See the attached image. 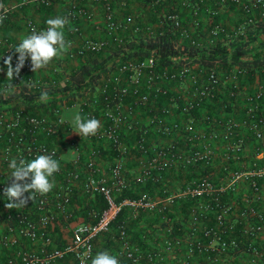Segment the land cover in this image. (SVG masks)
Returning a JSON list of instances; mask_svg holds the SVG:
<instances>
[{
    "label": "built area",
    "instance_id": "obj_1",
    "mask_svg": "<svg viewBox=\"0 0 264 264\" xmlns=\"http://www.w3.org/2000/svg\"><path fill=\"white\" fill-rule=\"evenodd\" d=\"M25 1L47 6L52 3V0H22V3ZM67 1L69 6L64 14L49 18L67 17L71 31L80 34L76 18L84 10L79 7V0ZM99 1L105 9L103 36L86 39L76 49L71 46L68 56H73L74 51L99 50L111 43L123 49L125 41L118 33L123 25L112 15V0ZM201 1L204 0H182L177 9L163 13L174 26L181 27L180 36L197 47L213 43L220 31L229 34L226 26L218 22L205 33L192 31L196 34L190 35L185 30L182 7H190L195 16ZM207 1L219 5L230 1L240 7L245 17L236 27L232 26L234 34L244 33L247 24L253 26L264 20V0ZM0 6V14L7 17L10 5L0 0ZM84 12L87 16L93 15L91 10ZM46 21L37 26L27 19L28 25L38 31L47 28ZM1 45L0 65L12 55L15 67L18 55L12 49L14 43L4 37ZM157 65L153 54L124 57L97 81L100 96H91L90 90H84L36 112L24 106L0 109V222L5 224L0 233V248L6 250L2 264H51L66 258L69 264H91L96 238L111 233L112 229L117 242L113 254L120 264H192L198 255L205 257L199 264H264V205L259 204L264 196V82L256 79L254 87L248 90L239 83L240 75L247 70L234 66L225 78L231 82L229 110L209 113L201 108L213 102L218 86L224 81L215 68L190 62ZM60 79L33 72L29 57L12 81L0 74V91L19 90L24 86L29 93H36ZM171 81L176 84L170 85ZM160 97L165 102L157 103ZM67 109H75L85 119L94 117L101 121L99 133L86 140L108 141L119 148L123 147V138L131 135L133 148L139 153L137 180L159 185L166 193L157 198L144 191L117 200L113 187L125 185L122 163L117 161L108 174L103 172L97 163L98 145L81 161L79 152L75 157H63L55 137L61 130L65 134L74 133L71 120L63 116ZM138 109L141 115L137 114ZM175 112L183 118L173 117ZM61 120L65 123L61 124ZM204 120L205 126L201 124ZM178 138L183 139L184 146ZM248 142L251 148H247ZM40 154H53L60 161V170L54 175L56 187L44 196L37 195L24 208L8 209L5 205L11 201L6 199L3 190L11 183V159L23 158L30 162ZM180 166L194 168L179 190L191 202L188 215L180 219L181 228L169 223L160 243L152 248L134 243L126 222L120 221L113 228L112 222L126 205L166 213L177 196L164 186L166 173ZM242 179L247 188L239 197L234 196L232 193ZM78 180L84 193L101 195L105 205L98 210L90 209L87 220L73 223L69 237L59 240L50 224L58 223L61 218L74 219L71 202ZM210 215L213 222L204 223ZM162 217L170 219L167 214Z\"/></svg>",
    "mask_w": 264,
    "mask_h": 264
},
{
    "label": "crops",
    "instance_id": "obj_2",
    "mask_svg": "<svg viewBox=\"0 0 264 264\" xmlns=\"http://www.w3.org/2000/svg\"><path fill=\"white\" fill-rule=\"evenodd\" d=\"M4 1L10 5L11 9L4 22L0 25V49L2 47L1 40L4 37L9 38L14 43L15 47L22 38L31 34V30L33 28L28 25L27 19H30L35 25L41 26L49 18V16L54 14H64L69 6V1L67 0H52L50 8H46L32 1H25L23 3L22 0ZM181 1L182 0H172V4L164 6V9H158L153 4L154 1L152 2V0H112L110 2L112 15L123 25L118 29L119 35L125 41L123 48H128V45L132 43L149 44L153 42L154 33L161 22V14L169 11L171 5L179 7V5L182 4ZM169 2H171V0L167 3ZM78 5L84 11L91 10L93 15L87 16L84 11L78 15L76 22L80 26V34L71 31L70 23L66 27V37L68 40H72V44L75 47L81 45L86 39L103 36V28L106 22L105 9L102 1L79 0ZM185 9V7H182V11H185ZM217 16H219V18H221V20L228 26H233V24L236 23L235 21L239 19L243 20L245 17L244 12L235 5L223 7L219 4L204 0L199 3L197 17L194 19L196 23L193 22V19L191 21L188 20V27L190 28V31L194 32L198 28L211 26L213 24V19L215 17L217 18ZM181 41L182 37L178 36L176 39V45L181 47ZM177 50L180 51V48ZM99 51L97 59L100 61L101 65L110 64L122 54V51L119 52L114 43H111L108 47L99 49ZM16 54L19 55L18 53ZM82 58L83 57L81 56L70 57L66 53L62 59H54L53 62L46 68L40 69L37 72L45 76H54L59 79H66L71 73L77 70ZM56 67L58 70H56ZM0 69H2L0 70L1 77L3 79L7 78V65H0ZM240 79L241 82L239 80V83L250 90L254 87L255 80L258 78L251 80L250 77L243 74ZM26 91L27 90L24 86L19 90L13 89L0 91V109L8 110L17 106H25V104H19L11 107L9 105L15 100L23 98V94L28 92ZM156 102L163 103L165 102V99L160 97ZM47 106V104L43 105L40 109H47ZM206 106L210 107L212 111H218L216 110L218 105L214 102L207 103L205 107L201 108V110H204ZM141 113V109H138L137 114L141 115ZM172 116L178 119L183 118V115L179 112L173 113ZM65 117L72 120L67 115ZM199 121H201V118L197 119V122ZM201 124L205 126L204 121L203 123L201 122ZM216 128H219V126L216 125ZM178 140L181 146L185 145L183 139L178 138ZM162 141H165V139H162ZM55 142L58 144L60 153L63 157H75L79 152L78 156L80 161L89 154L91 148L98 145L100 148V154L97 156V163L106 174H108L111 165L117 161L121 162L122 177L125 185L123 187L119 186V188H117V186L113 187L114 195L117 200H121L125 196H137L144 191L149 192L152 196L157 198L166 193L159 185H155L154 183L145 185L137 180V174L139 172V153L132 146L133 137L131 135L124 137L122 144L123 147L119 148L112 146L108 141L93 142L91 140H86L85 138L83 139L75 132L73 134H65L63 130L58 132L55 137ZM249 147L251 148L250 143L248 142L247 148ZM193 170L194 168L191 167L186 168L180 166L167 171V180L164 186L167 187L168 191L175 192L177 196L175 197L173 203L170 204L166 213L159 212L157 209L130 207L127 205L118 212L117 217L120 215L119 221L126 222L130 238L134 243H141L145 247L152 248L160 243L161 238H163L166 234L165 228L169 223H172L178 228L182 227L180 219L181 217L188 215V207L191 202L186 196H182L179 193V190L184 186V183ZM246 188L247 184L245 183V179H242L239 181L236 190L232 194L239 197L241 195L240 192L245 191ZM259 204L264 205V196ZM104 205L105 201L101 195L84 193L81 188V183L78 180L75 182L73 187L71 202V207L74 210L75 217L70 221L61 218V221L58 223H51L50 226L54 236H56L59 240H64L69 237L73 223L77 221H86L88 218L86 215H88L90 209H94L98 206L103 207ZM163 214L170 215V219H164L162 217ZM117 217L114 219L115 221ZM203 222H213L212 215H210L207 220H204ZM4 228L5 224L0 222V233L4 231ZM112 232L100 234L96 238L94 255L104 250L109 251L111 254L116 252L117 242ZM262 235L263 234H260L259 236ZM5 258L6 250L4 248H0V264L3 263ZM203 258L205 257L202 255L196 256L192 264L204 262L202 260ZM69 262V258H66L57 260L51 264H69Z\"/></svg>",
    "mask_w": 264,
    "mask_h": 264
},
{
    "label": "trees",
    "instance_id": "obj_3",
    "mask_svg": "<svg viewBox=\"0 0 264 264\" xmlns=\"http://www.w3.org/2000/svg\"><path fill=\"white\" fill-rule=\"evenodd\" d=\"M168 1L169 0H152L153 4L158 9H164V6L172 4V0L171 2L167 3ZM190 5L192 6V4ZM233 5L235 4L228 1L221 6L224 7ZM41 6L46 8L51 7V5ZM177 8L178 6L174 7L171 5L169 10H174ZM183 11L181 12L184 21V24L182 25H184L186 31H190V28L188 27V20L191 21L193 18L197 17V15L194 16V13L190 7L186 8L184 12ZM160 20L161 22L154 33L153 42L149 44L132 43L128 45V48L126 49H119V46L115 44L119 52L122 51V54L110 64H100V61L97 59V54L100 52L99 50L86 49L83 53H77L74 51L75 54L71 57H83L80 65L77 67L75 72L70 74L68 78H62L57 84L49 85L44 88L43 91H46L49 97L46 103L39 100V94H41L43 91H37L36 93H28L26 91L27 93L23 94V98L15 100L9 106L11 107L19 104H25L24 107L26 110L30 112H36L39 111L43 105L47 104L48 106H52L57 101L80 91L90 90L91 96H100V91H98L96 83L102 75L107 73L109 70L114 69L118 64L117 62L122 60L124 57L140 58L148 54H153L156 56L158 61L157 67H162L171 62H175L176 64L190 62L205 68H215L220 73L221 79H224V81L218 86L217 96L212 100L216 105H218L216 109L218 111H212L210 107L206 106L205 112L209 113L219 112L221 114L226 110H229L231 96H229L228 91L231 82L229 80H225V78L229 75L230 70L234 66L245 68L247 71L244 74H246L247 77H250L251 80L258 78L259 80L263 81L264 72L262 68L264 66V39L260 42L259 48L255 51L250 50L251 45L249 44L254 42L259 36H261V34L264 33V20H261L258 24L253 26L252 24H247L244 33L234 34L232 26L226 25L221 20V18L217 16V18L215 17L213 19V23L218 22L222 25H225L229 34L226 35L224 31L218 32L215 41L211 44H206L203 46L204 48L190 44L188 39L182 36V41L180 42L181 47L177 46L176 39L178 36H180L181 27L174 26L171 19L164 18L163 13L160 16ZM241 21L242 19L235 21L236 23H234L233 26L236 27ZM209 27L210 26L198 28L194 32L201 31L205 33ZM190 32L192 33V31ZM191 33L190 35L196 34ZM72 46L73 48L75 47L73 44ZM178 48H180V51L177 50ZM241 77L242 75H240V78ZM175 84L176 83L174 81H171L170 83V85ZM199 113L200 112H198V114ZM204 115L205 114H203V116ZM200 116L202 117V115ZM204 122L205 124L207 123L205 120ZM100 208L101 207L98 206L94 209L98 210ZM119 217L120 215L117 217L118 221L116 219L117 222L115 220L112 222L113 228L118 222H120Z\"/></svg>",
    "mask_w": 264,
    "mask_h": 264
},
{
    "label": "clouds",
    "instance_id": "obj_4",
    "mask_svg": "<svg viewBox=\"0 0 264 264\" xmlns=\"http://www.w3.org/2000/svg\"><path fill=\"white\" fill-rule=\"evenodd\" d=\"M4 19H6V14H0V23H3ZM46 24L47 28L44 30L37 31L33 28L30 35L22 38L12 48L15 49V53L19 54L15 67L12 64V55L4 59V64L7 65L8 81L19 76L29 57L32 71L37 72L46 68L54 59H62L69 51L72 45L65 32L69 25L68 18L63 16L49 18ZM48 98L46 91L41 92L39 96L41 102L46 103ZM69 122L72 130L83 139L97 135L102 127L100 120L94 117L85 119L79 113H76ZM63 123L65 121L61 120V124ZM9 168L13 170L10 176L11 183L4 188L3 194L11 202L5 206L8 209H21L30 200L34 201L37 195L44 196L56 187L54 175L60 170V161L54 158L53 154H40L30 162L23 158H13L9 163ZM25 193H31V195H25ZM91 264H120V261L116 255L104 250L91 258Z\"/></svg>",
    "mask_w": 264,
    "mask_h": 264
},
{
    "label": "rangeland",
    "instance_id": "obj_5",
    "mask_svg": "<svg viewBox=\"0 0 264 264\" xmlns=\"http://www.w3.org/2000/svg\"><path fill=\"white\" fill-rule=\"evenodd\" d=\"M264 39V33L261 34V36H259L254 42L250 43L249 45H251L250 50L251 51H255L259 48V44L260 42ZM77 113V111L75 109H67L63 111V116L67 115L68 117H70L71 119L74 118L75 114Z\"/></svg>",
    "mask_w": 264,
    "mask_h": 264
}]
</instances>
